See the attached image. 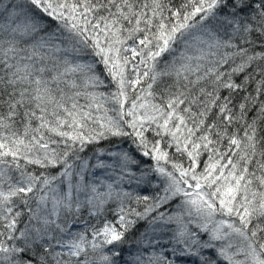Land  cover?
Here are the masks:
<instances>
[{"label": "snow or ice", "instance_id": "obj_1", "mask_svg": "<svg viewBox=\"0 0 264 264\" xmlns=\"http://www.w3.org/2000/svg\"><path fill=\"white\" fill-rule=\"evenodd\" d=\"M130 233V264H264V0H0V264Z\"/></svg>", "mask_w": 264, "mask_h": 264}, {"label": "rangeland", "instance_id": "obj_2", "mask_svg": "<svg viewBox=\"0 0 264 264\" xmlns=\"http://www.w3.org/2000/svg\"><path fill=\"white\" fill-rule=\"evenodd\" d=\"M122 143L119 145V147L122 148H129L130 146L128 145V143L126 142V140H120ZM117 147V146H116ZM116 147H113L116 148ZM106 174L103 171L98 170V174H94L92 176L89 177V179H95L96 181H100V180H105ZM125 187L127 188L128 186L125 185ZM134 187V186H133ZM128 190H133V189H128ZM143 191H141L142 193ZM112 217H108L105 213L104 216H102L99 220H97L95 217H91L87 214L83 215V218L80 222H75L72 227L69 229V231L75 233V232H82L87 230V234L88 236L91 235V230L93 227H101L103 225V223L105 222H111ZM90 237V236H89Z\"/></svg>", "mask_w": 264, "mask_h": 264}, {"label": "trees", "instance_id": "obj_3", "mask_svg": "<svg viewBox=\"0 0 264 264\" xmlns=\"http://www.w3.org/2000/svg\"><path fill=\"white\" fill-rule=\"evenodd\" d=\"M120 140H121L120 138H114L112 143L101 142V144L98 147L105 148V149L113 148V147L119 146L122 143ZM91 151L92 150L89 149L85 154L88 156H91ZM141 194H145V193L142 192ZM133 206H135V205H133ZM113 207H114V205H113ZM85 214H87V212H83L81 214V216L79 217L77 222H80L83 218V215H85ZM106 215L108 217L111 216L112 217L111 222L116 223V216H115L114 212H108V213H106ZM89 236H90L89 238H91V235H89ZM131 236H132V234L130 233L129 237H128V243L122 245L121 250H122V255H123V261H121V264H124L125 261L129 262V264H130L132 258L136 255V245H135L133 239L131 238Z\"/></svg>", "mask_w": 264, "mask_h": 264}]
</instances>
